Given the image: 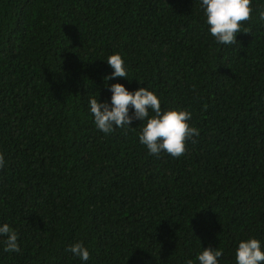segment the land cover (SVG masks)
Returning <instances> with one entry per match:
<instances>
[{"label":"trees","instance_id":"16d2710c","mask_svg":"<svg viewBox=\"0 0 264 264\" xmlns=\"http://www.w3.org/2000/svg\"><path fill=\"white\" fill-rule=\"evenodd\" d=\"M252 8L251 33L223 45L201 0H0V226L21 249L0 236V264H199L209 247L236 264L249 238L264 250V0ZM113 54L128 79L105 80ZM116 83L192 114L185 155L150 156L146 121L96 128L89 101L110 104ZM78 242L87 262L67 251Z\"/></svg>","mask_w":264,"mask_h":264},{"label":"clouds","instance_id":"9594fccd","mask_svg":"<svg viewBox=\"0 0 264 264\" xmlns=\"http://www.w3.org/2000/svg\"><path fill=\"white\" fill-rule=\"evenodd\" d=\"M201 6L207 18L206 22L210 26V33L218 43L234 45L238 42L239 33H251L250 29L242 28V25L252 19V0H201ZM259 19L264 21V9L259 12ZM106 61L114 70L111 76L105 77L106 81L113 78L128 79L125 62L120 54L110 55ZM110 91L112 92L110 104L101 103L96 98L89 101L96 128L110 134L117 128H131L134 120L146 121L139 134V141L146 146L150 156L159 157L162 152H166L173 158H179L186 154L188 140L200 135L199 130L189 124L192 117L190 112L180 109L162 111L161 100L147 87H141L133 93L125 85L116 83L110 86ZM130 108L134 109L131 115ZM150 111L154 113L151 118ZM4 166L5 158L0 153V170ZM0 236L6 237L5 252H20L18 234L9 224L0 226ZM67 251L79 257L81 261L87 262L90 259V252L82 242L75 243ZM222 256V249L213 250L209 247L204 249L197 259L199 264H219L218 258ZM235 259L236 264L264 262L261 241L255 238L242 240L236 250ZM187 264L193 262L189 260Z\"/></svg>","mask_w":264,"mask_h":264}]
</instances>
